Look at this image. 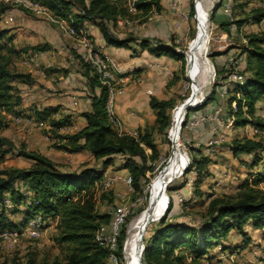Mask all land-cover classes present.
<instances>
[{"label": "trees", "instance_id": "16d2710c", "mask_svg": "<svg viewBox=\"0 0 264 264\" xmlns=\"http://www.w3.org/2000/svg\"><path fill=\"white\" fill-rule=\"evenodd\" d=\"M39 1L51 11L67 18L74 26H82L85 19L94 20L108 44L122 47L137 40L134 37L122 39L116 34L119 18L132 20V16L138 14L132 12L123 1ZM246 1L250 2V0ZM135 4L137 10L145 12L146 15L164 8L161 0H138ZM214 5L215 0H212V6ZM74 9L78 11L75 13L76 22L70 18ZM4 12L5 9L2 8L0 16ZM215 16L216 12L213 19ZM229 18V15L225 13L218 21L222 30L228 34H230L232 24L236 25L237 30L245 24L244 20L231 21ZM249 18L254 23H260L264 19V7L253 8ZM204 30L205 28L198 26L197 38ZM8 32V29L0 28V107L13 111L15 106L21 104L22 98L15 96L12 82L18 79L25 83H32L34 79L30 73L13 68L12 55L16 53L19 56L20 51H16L12 46L7 47V52L2 51L4 49L2 41L12 40ZM246 39L247 45L240 57L245 55V69L249 74L245 76L243 82L230 81L229 74L234 70V66L231 63H216V80L211 95L200 108L206 107L210 102L219 105L218 100L224 97L222 92L227 89L230 97L227 102L229 109L226 118L233 116L236 127L252 124L264 129V119L256 117L257 103L264 98V33L248 34ZM150 40L151 38H141L139 43L143 47H148L151 44ZM170 45L167 46L161 39H158L152 51L158 55H170L184 61V56L175 50L177 44L173 37ZM31 48L47 51L48 46L37 45ZM195 57L196 64L202 70L205 80L200 45L196 49ZM81 62L91 88L92 110L81 113L86 119V125L79 131L60 134L59 130L72 124L71 115L56 118L55 115L59 112L57 106L44 107L37 110L36 114L38 118L52 123L55 128L52 134L54 139L58 138L54 144L55 148L70 154L88 151L95 160H100V165L98 167L86 165L77 172L63 171L61 164L48 155L20 148L18 155L31 160L33 164L23 168L0 169V205L3 207L0 215V231L24 227L30 218L37 215H42L48 225L53 219L58 218L55 240L63 246L66 255L65 261L57 264H108L110 251L96 241L95 235L101 225L111 223L120 198L116 196L113 188L108 190V193L105 191L98 196L95 183L104 177L109 168L113 166L115 158L121 155L123 157L121 168L128 170L133 177L134 191L132 194H143L145 203L148 205L149 191L144 192L150 182L147 173L157 171L155 164L160 158L155 134L157 131L167 134L171 124L169 109L173 108L177 102L175 99L164 100L151 97L150 105L156 113V123L140 129L138 137L120 134L107 115L106 103L109 95L107 86L101 83L98 75L84 58ZM219 76L221 78L217 80ZM238 93L242 95L239 96ZM234 102H236V108L233 107ZM6 126V121L0 117V132ZM228 147L236 157L241 154L254 153L253 166L264 159V138H235L228 144ZM16 148L17 145L11 138L0 133V164L5 156ZM193 152L191 163L185 173L188 174L191 171L195 173L194 197L204 198L203 204L206 205V209L201 214L200 225L193 227L184 222L171 221L169 215L174 206V197H172L160 220L159 227L154 229L148 237L144 235L145 249L142 254L144 264H200L201 260L209 254L210 249L220 245L221 240L227 238L232 231L248 238L245 230L247 225H252L256 229L264 228V189L246 180L240 185L236 194L224 193L217 196L213 193L208 194L209 191L207 189L206 192L204 185L206 180L212 176L209 167L213 159L201 148H194ZM152 161L156 163L150 165L149 162ZM261 181H264V177H261ZM19 183L28 186L34 195V200L26 210L15 208L13 213H20L23 216L21 223H15L8 218L5 219L6 216L8 217V210L4 205V199L11 192L14 203L23 202L26 197L16 189ZM183 186L185 185H181L179 189ZM106 199L113 204V211L110 213L98 208L99 201ZM151 208L152 205L149 210ZM142 209L140 207L138 211L142 212ZM131 218L133 215L129 216L122 226L117 249L114 251L120 264H126L124 245L127 244L132 226ZM133 233L134 229L131 240L132 248L136 250V238ZM223 249L227 250L229 247L224 246ZM141 251L137 255L136 264H140Z\"/></svg>", "mask_w": 264, "mask_h": 264}, {"label": "rangeland", "instance_id": "374dc122", "mask_svg": "<svg viewBox=\"0 0 264 264\" xmlns=\"http://www.w3.org/2000/svg\"><path fill=\"white\" fill-rule=\"evenodd\" d=\"M34 1L40 2L39 0ZM161 1L164 5V8L161 11H154L147 15L143 11L135 12L138 14L136 16H132V23L123 27H118L116 29V33H118V35L121 37L133 36L134 38H151L154 41L161 39L162 42L168 44H171L172 37L175 39L177 44L175 50L184 56V61L182 63L183 68L178 71L177 77H179L180 80L168 91L171 92L170 95L176 100V105L178 106L190 95L191 92V80L187 74V58L184 52L192 50V48L195 46V43L197 42L198 26H202L204 22L202 10L205 8L208 1ZM173 3H176L177 6L172 7ZM199 3L201 10L198 12ZM215 4L218 6V0H215ZM260 6L264 7V0H250V2H247L246 0H222V3H220L217 8L215 7V19H213V10L209 13L208 22L211 38L208 57L214 68L216 63H222V61L225 63H230V57H232L233 59L239 61V65L236 69L244 76L249 74L245 69V55L240 57V54L247 45L246 36L248 34L264 33V19L260 23H254L249 18L251 15V10ZM178 7L179 9H177ZM2 8L5 9V12L0 16V28L8 29V35H13V29L20 23L24 24V22H36L40 26L38 29H36V32L33 31V33L37 34L36 40L38 39L39 41H45L50 39L53 45L58 47L55 49V52L63 48L62 54L77 51L74 45L80 43L79 37H70L63 33L59 25L57 23L51 22L47 15L38 16L31 10L23 7L21 4L16 3L13 0H0V10ZM77 12L78 11L74 9L70 15L71 20L74 22L77 20L75 17V13ZM51 13L55 18L59 20H65L70 26L73 25L71 24V21H69L64 16L58 15L53 11H51ZM225 13L229 15V19L231 21H234L235 19L244 20V26L240 30H237L236 25L232 24L230 26V34L223 31L218 21ZM10 17H12L13 20H11ZM82 26L86 28L89 33L88 27L84 24H82ZM88 36L91 39L93 38L90 33ZM11 44H13L12 48L16 51L21 49L20 43L17 42L16 44L15 40L11 43L10 40L6 39L2 41V47H4L2 51L7 52V47H10ZM41 44L43 45L45 43L42 42L40 45ZM229 51L230 54H227ZM35 55L36 54H26L25 57H23L22 55L17 56L16 53H14L12 55L13 68L20 71V69L24 67L22 63H24V65H28L26 64V60L30 58L29 56L34 57V60L29 63V65L34 66L35 62H38L37 60L40 59H38ZM195 66L196 65L190 62L189 73L195 72ZM49 68L50 66H48L45 61H41L39 63L38 74L42 72L47 74L46 70ZM34 75L37 76V74ZM220 78V76L217 77V80ZM214 83L215 82L212 81L209 85L210 87L207 88L205 100L201 104L191 108L190 110H187L182 127V141L189 154V163L186 158H182L180 163L182 166L179 167V169H176L177 172H179L180 168H182V173L184 172L183 175L171 184L168 181V188L166 189V196L169 198L168 203L170 202L171 198L174 197V206L169 217L184 221V223L188 225L193 224V227H199L201 214L206 209V205L203 204L204 198L202 199L194 197L193 181L195 179V173L193 171L189 172L188 174L185 173L187 170H185V168H188L191 163L192 154H194V148H201L213 159V163L209 167L212 172V176L206 180L204 185L206 192L207 189L209 191L207 192L208 194L213 193L216 196L222 195L224 193L236 194L239 191L240 185L246 180H248L251 184L264 189V181H261V177H264V159L261 160L256 166H253L252 164L255 158L254 153L241 154L240 156L236 157L232 154L228 147V144L235 138H264V129L252 124H248L244 127H236L234 126V120L233 125L229 127L226 116L229 109L227 102L230 96L227 92H222L224 97L218 100L220 104L216 106L223 108L224 112L222 111V113H218L214 111L207 117L208 121L205 122V126L207 127L205 130V138L203 137V134L197 133V129L200 124L197 126L193 125L197 119H194L193 116L202 112L203 108L200 107H202L203 103L211 95ZM12 85L15 96H20L22 98V102L20 105L15 106L13 111L0 107V117H2L7 123V126L0 133L3 136L11 138L16 143L17 148L12 153H9L5 156L4 161L0 164V169L9 167L23 168L29 167L33 164L31 160L18 155V150L20 148L26 149L28 151H39L45 155H48L49 157H52V159L61 164V169L63 171L77 172L86 165L95 167L100 165V160L98 161L94 158L88 159L83 156L81 158H73L72 156L68 155V153L55 148L54 144L58 138L54 139L52 137L53 130L55 128L49 121L45 120L47 127L44 128H37L33 125H28V120L40 119L38 118L36 111L47 107L45 106L44 98H39L38 95L34 93V90L28 88V84H25V82H22V80H14ZM201 88H203V86ZM238 95L240 96L242 94L238 93ZM211 103L212 102H210V104ZM210 104H208V107ZM233 107L236 108V102L233 103ZM173 108L169 109L171 123ZM202 116H199L198 118ZM55 117H63V114H57ZM256 117L264 119V98L257 103ZM18 118L25 119L26 123L17 122ZM255 129H260L262 132L260 134H255ZM66 130L67 128L63 127L61 130H59V133L65 134L67 133ZM168 132L169 130L167 131V134H161L157 131L155 134V139L160 150V158L157 163L155 162L156 164L154 161L149 162L150 165L155 164L157 171L155 173H147V176L150 178V182L144 189V192L149 191L152 180L155 178L159 170L162 167H165L172 155V145L168 137ZM189 182H192L191 185L188 184ZM181 184L185 185L183 188H180L184 189L182 192L178 191ZM16 189L26 198L21 203H13L12 207H8L4 204L8 210V217L6 216L5 219L8 218L10 221L15 223H21L23 216L20 213L13 212L15 211L16 207L21 210L28 209L29 205L33 203L34 195L29 190L28 186H25L22 183H19L16 186ZM95 189L97 190V195L99 196L102 191L96 186ZM108 192L109 191L106 193ZM9 193L10 194L6 196L5 199L13 201L11 192ZM129 201L132 205V221L137 217H142V212L147 211H143L147 206L145 203V196L143 194L131 193ZM120 202L121 201H118L117 203L119 204ZM157 203L158 197L157 195H154L152 200V208L149 211H151L157 205ZM140 207L143 208L142 212L138 211ZM98 208L104 212L110 213L113 211V204L109 202V199H106L105 201H99ZM2 209L3 207L0 205V215L2 213ZM161 213L164 215L162 211ZM173 222H175V219ZM58 223V218L53 219L48 229L45 230L44 236L40 239H29L25 236H21L17 239L13 238L10 241L0 239V264H57L58 262H64L66 255L65 250L63 246L55 240ZM159 223L160 220L151 222L146 230L145 235L147 237L151 235L154 229L159 227ZM245 230L248 233V238L236 231H232L227 238L221 240L220 245L210 249L209 254L201 260L200 264H264V228L256 229L252 225H247ZM224 246L229 247V249L224 250ZM130 248L129 241L127 240V244L125 245L126 264H131V261L129 258H127L130 253Z\"/></svg>", "mask_w": 264, "mask_h": 264}, {"label": "crops", "instance_id": "0c3cea01", "mask_svg": "<svg viewBox=\"0 0 264 264\" xmlns=\"http://www.w3.org/2000/svg\"><path fill=\"white\" fill-rule=\"evenodd\" d=\"M199 6L200 3L198 4V12L201 10ZM82 24L88 27L89 33L92 35V40L96 46L108 55L119 67L130 71L124 77L123 83L125 91L120 93L116 98L115 112L120 121V125H114L116 130L120 134L134 135L135 132L139 133V130L143 129L145 126L154 125L156 123V113L150 105V99L151 97L164 100L174 99L170 95L171 92L168 90L180 80L177 76L178 71L183 68V61L170 55H158L154 53L152 47L155 46L156 41L152 39L148 47L140 45L139 41L142 37L129 42L127 46L121 47L111 45L106 42L99 25L94 20L85 19ZM38 27L40 26L36 22L20 23L15 26L13 35H11V43L15 40L16 44L17 42L21 44V49H19V51L20 55L23 57H25L26 54H38L40 51L32 49L31 47L40 45L42 42L45 43L43 45L48 46L47 51H49V54L46 53L44 56L40 57V59L37 60L38 62H35L34 66L29 64L24 65V63H22L24 67L20 69V71L30 73L34 79L32 83L25 84H28V88L34 90V93L38 95L39 98H44L45 106H57L59 108L58 114L62 113L63 116H72V124L66 127L67 133L79 131L86 125V119L81 113L92 110V101L90 97L91 88L81 62L82 58H84L83 45L81 43L75 44L74 47L77 51L67 54H62L63 52L60 51L55 52V49L58 47L56 45L54 46L50 39L45 41L36 40L37 34L33 33V31L36 32ZM116 34L118 35V33ZM118 36L122 39L133 37ZM164 44L171 46L168 43ZM11 46H13V44H11ZM227 54H230V51ZM41 61H45L47 65L50 66V68L46 70L47 74H44V72L38 74L39 63ZM223 62L224 61H222V64ZM204 68L205 80L202 92L206 93L209 87V69L205 63ZM34 74H37L38 77ZM216 106L217 104L212 102L209 107L208 105L204 107L202 112L195 114L193 118L196 119L202 115L208 116L214 111L218 113L224 112L223 108ZM228 118H230V116L227 117V119ZM200 125L197 129V133L203 134L204 137L206 136L205 130L207 127L205 123ZM68 155L73 158H81L82 156L88 159L93 158L88 151L76 154L68 153ZM122 161L123 157L118 155L115 158L113 166L109 168L106 174H129L128 170L121 168ZM181 166L182 164L179 163L176 168L179 169ZM175 173L177 174H171L168 177L170 184L181 176L182 168H180L179 172L176 171ZM183 190L184 189H179L178 191L182 192ZM113 191L121 200V196L128 193V188L125 183L121 182L113 187ZM144 214H142V218L134 225L135 228L133 227V236L136 238V250L133 249L135 262L137 255L142 250L140 241L142 234L144 238L146 230L151 222L159 220V218L163 216L161 212H155L150 216H143ZM174 219L175 222H184L176 218H170L171 221H174ZM190 225L192 226L193 224ZM129 256H131V252ZM132 262L133 260L131 264Z\"/></svg>", "mask_w": 264, "mask_h": 264}, {"label": "built area", "instance_id": "2783aa9c", "mask_svg": "<svg viewBox=\"0 0 264 264\" xmlns=\"http://www.w3.org/2000/svg\"><path fill=\"white\" fill-rule=\"evenodd\" d=\"M16 3L21 4L23 7L31 10L33 13L39 15H47L48 19L51 22L57 23L63 33L70 37H79V42L83 45V57L86 62H88L93 68L94 72L98 75L99 80L102 84L107 86L108 89V99L106 103V111L109 119L115 125H120V121L115 112V104L116 98L120 93H123L124 90V77L130 71L126 69H122L119 67L108 55H106L98 46L95 45L94 41L88 36V31L83 26H74L68 25L65 20H59L55 18L51 10L47 8V6L43 5L41 2L34 0H13ZM113 1H123L129 7L132 12H137L136 2L138 0H113ZM222 3V0H218V4ZM176 3L172 4V7H176ZM179 9V7L177 8ZM50 12V13H49ZM182 13V12H181ZM183 14V13H182ZM13 20L12 17H10ZM64 19V18H63ZM132 21L130 19L119 18L117 21L118 27H123L127 24H131ZM63 48L59 49L62 52ZM178 52V51H177ZM46 51H40L35 56L39 59L44 56ZM26 60V64H29L34 60V57L29 56ZM230 63L234 66V70L229 74V80L235 82H243L245 76L238 71L236 68L239 65V61L230 57ZM216 79V69L214 68V77L213 82ZM151 92V91H150ZM212 92V91H211ZM223 92H227L224 90ZM205 103V102H204ZM203 103V104H204ZM177 106V105H176ZM175 106V107H176ZM174 107V108H175ZM173 108V109H174ZM172 109V111H173ZM208 116H202L197 118L193 123L194 126L205 123L208 121ZM216 118V117H214ZM234 118L231 116L227 119L228 126L233 125ZM17 122H25L26 120L23 118H18ZM28 125H33L37 128L47 127V123L43 119H34L28 120ZM262 131L260 129H255V134H260ZM135 137H138V133L135 132ZM125 183L128 188V193L121 196V202L117 206L114 211V216L109 225H101L95 235V239L102 246L106 247L110 251V256L108 259V264H120L118 257L115 254V250L117 249L118 239L121 234L122 226L127 222L129 216L132 214V205L129 201L130 194L134 191L133 186V177L130 174L122 175V174H105L104 177L98 181H96L95 186L99 188L102 192L108 191L112 189L115 185L119 183ZM192 182L188 184L191 185ZM182 200V199H180ZM12 200H4V204L8 207L13 206ZM50 225L47 224L46 220L42 215H37L30 218L27 221V224L24 227L17 229H6L0 231V239L8 240L17 239L21 236H25L29 239H40L44 236L45 230L48 229ZM125 246V245H124ZM125 251V250H124Z\"/></svg>", "mask_w": 264, "mask_h": 264}, {"label": "bare ground", "instance_id": "6f19581e", "mask_svg": "<svg viewBox=\"0 0 264 264\" xmlns=\"http://www.w3.org/2000/svg\"><path fill=\"white\" fill-rule=\"evenodd\" d=\"M207 1L208 3L206 4L205 8H203L202 10V17L204 19L202 28H205V30L202 33H200L197 42L195 43V46L192 48V50L184 52L187 58V74L191 80V92L190 95L186 99H184L182 103H180L172 111V123L168 132V137L172 145V155L169 161L167 162V164L165 165V167L162 170H160L159 173L152 180L149 189V204L145 207L143 211L149 210V207L152 205V200L154 195H157L158 203L151 211H147L146 214H144L143 216H150L155 212H161V211L163 213L165 212L169 200V198L166 196V192H167L166 189L168 188L167 186L168 177L177 171L176 167L179 163H181L182 158H186L189 163V154L186 149V146L182 141V127L184 124V120L188 108L201 104L206 98V93L201 92V87L203 86L204 83V75L202 70L197 66L195 59L196 49L198 48L199 45L201 46V58L206 64L207 68L209 69V80H208L209 85L214 77V66L212 65L208 57L210 50V38H211L208 17H209V13L217 5L215 4L214 6H212V0H207ZM190 62L196 65L195 66L196 70L194 73H189ZM186 169L187 168H185V170ZM140 218L142 217H137L132 221V226L128 236L129 245L131 247L130 249L131 256H128L127 258H129L130 261L133 260V264H136V262L134 258V250L132 248L131 234L134 225ZM142 237L143 234L140 240L143 250ZM139 263L141 264L140 255H139Z\"/></svg>", "mask_w": 264, "mask_h": 264}, {"label": "water", "instance_id": "95a60500", "mask_svg": "<svg viewBox=\"0 0 264 264\" xmlns=\"http://www.w3.org/2000/svg\"><path fill=\"white\" fill-rule=\"evenodd\" d=\"M218 6H219V4H218ZM218 6H217V7H218ZM217 7H216V8H217ZM216 8L213 9V12H212L213 14H214ZM193 107H195V106H193ZM193 107L188 108V110H190V109L193 108ZM168 201H169V200H168ZM167 205H168V204H167ZM165 212H166V211H165ZM162 218H163V216H161V217L159 218V220H161ZM142 243H143V250H142V253L140 254V262H141V264H144L143 261H142V254H143V251H144V249H145V244H144V242H143V237H142Z\"/></svg>", "mask_w": 264, "mask_h": 264}]
</instances>
